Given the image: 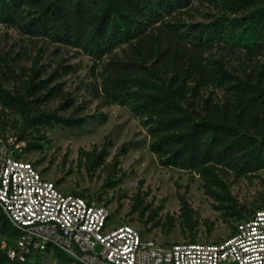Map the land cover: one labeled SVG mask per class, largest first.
Returning a JSON list of instances; mask_svg holds the SVG:
<instances>
[{
    "label": "trees",
    "instance_id": "obj_1",
    "mask_svg": "<svg viewBox=\"0 0 264 264\" xmlns=\"http://www.w3.org/2000/svg\"><path fill=\"white\" fill-rule=\"evenodd\" d=\"M192 1L0 0V22L29 37L48 39L89 55L94 61L98 97L106 105L127 107L141 120L149 134V150L159 164L196 172L205 193L220 202L214 208L223 210L224 217L242 220L247 216L233 203L227 178L249 177L264 169V0H221L220 13L208 21L186 22L180 14ZM216 46L226 54L244 51L259 67L250 73H236L222 60L209 58L207 53ZM9 71L10 64L5 69L0 65V112L19 117L23 126L17 134L20 140L29 128L81 129L96 116L64 115L60 109L46 106L63 93L57 82L58 69L44 77L34 63L23 89L17 90L6 85ZM211 86L224 88L229 97L220 102L212 95L204 96L203 91ZM72 104L71 98L61 108ZM100 115L105 116L103 112ZM39 139L43 142H30L26 150H42L50 142L44 134ZM127 153L124 143L113 156L109 187L120 181L117 174L122 168L118 165ZM82 155L93 171L109 156L108 144L82 151ZM180 204L193 231L196 222L192 224V213L196 211L184 195ZM162 207L155 208V213ZM137 209V205L132 208ZM167 218L171 229L175 219L169 214ZM204 223L209 230L215 226L208 219ZM159 225V221L153 222V226ZM17 235V228L0 206V264L40 262L41 253L26 261L8 255L1 239L10 242ZM54 253L59 264L72 261L58 248Z\"/></svg>",
    "mask_w": 264,
    "mask_h": 264
},
{
    "label": "rangeland",
    "instance_id": "obj_2",
    "mask_svg": "<svg viewBox=\"0 0 264 264\" xmlns=\"http://www.w3.org/2000/svg\"><path fill=\"white\" fill-rule=\"evenodd\" d=\"M220 1L193 0L180 17L186 22H206L211 15L220 13ZM207 55L211 59L222 60L236 73H250L259 67L256 60L250 62L241 50L226 54L216 46ZM36 62L43 70L44 77L59 70L57 82L61 83L63 93L49 101L46 104L48 108H58L64 115L96 116L89 119L81 129L61 126L54 129H27L23 139L26 145H23L21 152L24 159L33 162L47 178L56 181L62 190L80 192L109 205L113 210L115 224L130 223L159 242H179L192 237L211 241L222 239L230 233L231 225L238 219L224 217L223 210L214 208V204L220 202L205 193L200 176L194 171L160 165L156 155L149 150V134L141 120L127 107L106 105L98 97L93 77L94 61L89 55L48 39L29 37L0 22V65L4 69L7 63L11 66V71L7 73V87L23 89L29 69ZM203 94L206 97L212 95L220 102L229 97L224 88L214 86L205 89ZM71 98L73 104L61 108V104ZM101 112L105 114L104 118ZM22 131L23 126L17 115L0 112L1 134L17 135ZM43 134L50 142L42 150H26L30 142H43L39 139ZM104 143L108 144L109 156L103 165L92 171L82 151L93 150L95 146L101 148ZM124 143L128 146V153L120 157L118 167L122 171L117 174L120 181L109 187V175L114 171L113 156ZM122 172L127 175L122 176ZM227 183L234 198L233 203L237 204L245 216L264 207V169L249 177L230 175ZM182 195L196 211L192 213V224L196 222L193 231L182 216ZM161 204L162 209L155 213V208ZM134 205L138 206L137 210H132ZM145 207L148 209L141 215L140 211ZM168 214L175 219V226L171 229ZM205 219L215 223L211 230L204 223ZM155 221H159L160 225L153 226ZM31 264L59 263L53 253H47L40 262L33 259Z\"/></svg>",
    "mask_w": 264,
    "mask_h": 264
},
{
    "label": "built area",
    "instance_id": "obj_3",
    "mask_svg": "<svg viewBox=\"0 0 264 264\" xmlns=\"http://www.w3.org/2000/svg\"><path fill=\"white\" fill-rule=\"evenodd\" d=\"M26 145L0 133V206L18 235L1 239L8 255L26 261L65 252L70 264H264V208L231 225L217 240L162 243L80 192H66L21 155Z\"/></svg>",
    "mask_w": 264,
    "mask_h": 264
}]
</instances>
